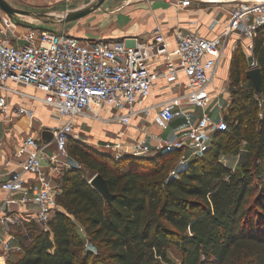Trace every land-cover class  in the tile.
I'll list each match as a JSON object with an SVG mask.
<instances>
[{"label":"built area","instance_id":"obj_1","mask_svg":"<svg viewBox=\"0 0 264 264\" xmlns=\"http://www.w3.org/2000/svg\"><path fill=\"white\" fill-rule=\"evenodd\" d=\"M77 1L60 0L66 14L72 12ZM234 2L226 11L229 18L220 35L209 38L177 29L174 47L162 38L159 29L145 41L133 38L92 42L67 32L23 27L18 16H10L0 9V116L4 117L3 123L13 124L30 115L34 118L30 108L50 111L65 120L52 130V143L56 146L52 157L46 153L52 143L44 144L35 136H27L20 146L23 160L19 162V169L0 177V192L6 194L0 200V264H10L23 252V246L13 236L17 227L24 221H33L47 232L51 221L62 210L58 202L60 194L50 185L43 163L57 164L58 158L69 157L70 140L80 118L129 126L137 118L155 111L161 121L169 124L183 104L197 107L202 110L197 122L182 113L188 132L186 139L171 142L155 137L157 151L182 154L180 165L187 163L184 155L188 150L193 152V157L209 151V129L228 131L223 117L214 124L207 112L211 103L209 89L222 59L233 46L234 36L246 41L243 49L251 58L250 70L258 68L254 59L255 39L264 31V0ZM176 3L181 8H189L194 0H176ZM181 74L186 78L184 82L179 81ZM163 82L162 90L184 89V94L145 105L154 89ZM13 98L21 102L16 104ZM102 113H107L108 117H103ZM2 146L0 144V149ZM105 147L117 160L152 154V148L143 142ZM27 174L36 176L37 186H30ZM172 175H176V171ZM20 206L29 207V211H19Z\"/></svg>","mask_w":264,"mask_h":264},{"label":"trees","instance_id":"obj_2","mask_svg":"<svg viewBox=\"0 0 264 264\" xmlns=\"http://www.w3.org/2000/svg\"><path fill=\"white\" fill-rule=\"evenodd\" d=\"M254 59L262 93L246 78L245 56L235 55L232 81L253 92L224 118L226 145L215 139L216 149L193 157L176 175L178 153L117 161L74 143L70 157L105 178L113 202L71 169L58 197L64 211L47 232L25 225L30 233H16L23 252L12 264H175L172 246L181 251V264H264V31L255 39ZM242 143L249 149L240 170L219 161L221 151L238 154Z\"/></svg>","mask_w":264,"mask_h":264},{"label":"crops","instance_id":"obj_3","mask_svg":"<svg viewBox=\"0 0 264 264\" xmlns=\"http://www.w3.org/2000/svg\"><path fill=\"white\" fill-rule=\"evenodd\" d=\"M210 1L216 0H203V3L200 2V0H194V5L192 7L181 8L177 5L176 0H127L120 7V13L116 14L112 12V8L115 7L112 4V0H107L100 11H102L105 16L109 17V19L115 24L114 29L116 30L114 31L115 36L113 37L117 38L116 40L122 41L133 38H138L141 41L149 40L152 33L159 29L162 38L164 37L170 43L171 47H174V33L177 29L195 32L200 36L209 38L216 37L222 33L229 18L226 11L229 9L230 5H228L227 2L231 0H218L221 5H214L209 3ZM217 21H219V23H217ZM236 37L237 36H234L233 46L235 44ZM241 41V45L243 47V45L246 44V41H243L242 38ZM233 46L231 47L233 48ZM232 48L222 59L217 72V77L209 89L211 103L207 112L211 116L214 124H217L222 117L225 118L228 116L231 111V109H229L230 93L224 86L217 83L220 81L218 79L219 76L221 77L224 72L231 73L232 71ZM245 55L246 57L248 56L246 53ZM185 79L186 78L183 74L179 76V81L184 82ZM163 85H165V82L160 83L159 86L154 89L152 97L145 101V105H155L162 100H168L176 95L184 94L185 92L184 89H179L177 91H165L162 90ZM24 90L30 93L34 92L31 88H24ZM12 101L16 104L21 102L20 100L14 98ZM30 109V112L35 116L34 118L30 115L16 120L13 124H9L7 122L3 123L4 117L0 116V126H2L3 129L2 132H0V144L3 145L0 149L1 178H4L11 170L19 169V162L23 160L20 154V146L25 137L35 136L43 142V132H52V130L55 129L52 127L53 125H56L57 128L65 122L64 119L57 117L56 122L53 125L45 123L39 116V112L42 110ZM184 112L187 113L195 122L201 119L202 116L201 109L185 103L181 106V109L177 108L176 117L174 121L169 124L161 121L157 117V113L153 111L137 118L129 126L108 124L91 118H80L76 123V129L78 130L77 127H80L81 134L86 137V141H83L81 138L80 142H87L88 146L95 151L112 157V152L106 149L105 145L123 144L125 146H131L133 144L143 142L152 148V154L144 158H153L162 153L156 150L158 143L155 137L158 139H168L171 142L187 138V126L182 115ZM102 115L105 118L108 117L107 113H102ZM207 133L211 147L206 153L216 149L215 139H222L220 142L223 143V146L226 145L227 136H221L222 133L216 128L209 129ZM248 149V144L242 143L238 154H226L221 151L219 161L233 170H240L241 166L248 158ZM179 154L182 155L181 153H178V155ZM8 161L9 166H6ZM49 166V163L44 161L43 167L44 170H46L45 172L49 178L50 185L53 186L59 194H61L64 174L56 170L49 171ZM26 179L28 180L30 186H37L36 176L27 174ZM5 195L6 194L4 192H0V200H2ZM17 209L23 213L29 211V207L24 206H20ZM61 211H64L63 208ZM28 222L31 221H24L13 232V236L20 242L21 245L22 242L16 233H18L19 228L25 227ZM82 236L85 238L84 235ZM19 257H14L10 264L17 261Z\"/></svg>","mask_w":264,"mask_h":264},{"label":"rangeland","instance_id":"obj_4","mask_svg":"<svg viewBox=\"0 0 264 264\" xmlns=\"http://www.w3.org/2000/svg\"><path fill=\"white\" fill-rule=\"evenodd\" d=\"M7 1L12 7L23 10L26 12H30L31 14L29 16H18L20 23H22L21 26L23 27H35L42 30H50L57 33L60 32H67L74 36L81 37L82 39H86L88 41H96V42H109V41H115L117 38H114L115 36L114 29L115 24L109 19V17L105 16L102 11L98 10L92 15L71 23H63L62 18L65 16L66 11L63 7L62 3L59 0H5ZM127 0H112V4L115 6L112 8L113 13H120L121 6L124 4V2ZM236 0L228 1L227 4L233 7L235 5ZM99 0H78L77 3L74 6V9L72 12L80 11L82 9L91 7L98 3ZM210 3V2H209ZM212 4H220L218 0L214 1ZM221 5V4H220ZM242 41L241 38L238 36L235 38V44L231 50V57L233 58L235 55L243 54L245 56L247 66L249 67V59L251 58L248 56L246 57L243 47L241 45ZM221 73V71H220ZM220 81H219V80ZM218 83L221 84V86H224L227 91L230 93V108L232 105L234 109H238V105L241 104L242 99H244L247 95L249 90L248 84H246L244 81H242L240 84H236L232 81L231 73L230 72H224V74L220 77H218ZM253 92V90H251ZM250 92V93H251ZM257 99V97H256ZM260 103H263V100L261 98ZM228 109V111H229ZM248 111H251V108H249L247 111H243L244 114L248 113ZM229 113V112H228ZM40 118H42V121L45 123L53 125L56 122V119L58 116H55L52 112L47 110H42L39 112ZM228 117H231V113L228 115ZM231 119V118H229ZM52 127L56 128V125H53ZM39 128V127H38ZM69 144V149L72 147L74 143H78L81 147L89 148L92 151L94 149L90 148L87 144V142H80V139L82 138L83 141H86V137L83 136L80 132V127H77ZM2 126H0V132H2ZM56 147V146H55ZM218 150L221 151L220 148ZM167 156V155H166ZM159 155H156L153 158H157ZM174 157V154L168 156V159ZM167 159V158H166ZM116 161L112 159L111 165L115 167ZM48 167L49 171L54 170L56 168L58 172L64 174L63 177L71 170V169H77L79 170L83 176H85L87 179L91 181L94 175H92L87 168L79 163L76 159L70 157L68 158H58L57 164L51 163ZM183 167V165H180L178 163V159L175 157L173 170L179 169ZM27 225H31L32 229L34 231L42 230L39 225H37L35 222L31 221L26 223ZM18 233L25 234L30 233V231L25 228H19ZM26 244V243H24ZM169 257L175 264H181L183 256L181 251H179L175 246H172L169 250Z\"/></svg>","mask_w":264,"mask_h":264},{"label":"water","instance_id":"obj_5","mask_svg":"<svg viewBox=\"0 0 264 264\" xmlns=\"http://www.w3.org/2000/svg\"><path fill=\"white\" fill-rule=\"evenodd\" d=\"M107 0H99L98 3L95 5L82 9L80 11L76 12H71L66 14L62 18L63 23H71V22H76L79 20H82L96 11L100 10L102 6L105 4ZM0 9L7 13L10 16H29L31 13L26 12L23 10L16 9L12 7L7 1L5 0H0ZM246 78L252 83L254 86L255 90L258 93H262V72L261 69H252L249 70L246 74ZM42 139L44 144H50L53 142V133L49 131H45L42 134ZM56 151L55 144L52 143L49 147V149L46 151V153L52 157ZM193 158V152L191 150H188L185 155H184V160L185 161H190ZM90 184L94 186L100 194L106 199L108 204H111L115 198V196L111 193L108 182L105 180V178L102 175L96 174L93 176V178L90 181Z\"/></svg>","mask_w":264,"mask_h":264}]
</instances>
